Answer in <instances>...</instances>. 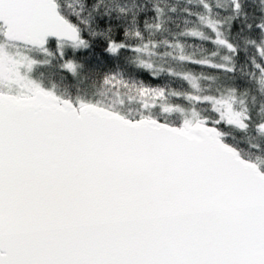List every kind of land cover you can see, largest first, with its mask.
Returning a JSON list of instances; mask_svg holds the SVG:
<instances>
[{"label": "snow or ice", "instance_id": "snow-or-ice-1", "mask_svg": "<svg viewBox=\"0 0 264 264\" xmlns=\"http://www.w3.org/2000/svg\"><path fill=\"white\" fill-rule=\"evenodd\" d=\"M0 264H264V0H0Z\"/></svg>", "mask_w": 264, "mask_h": 264}, {"label": "trees", "instance_id": "trees-1", "mask_svg": "<svg viewBox=\"0 0 264 264\" xmlns=\"http://www.w3.org/2000/svg\"><path fill=\"white\" fill-rule=\"evenodd\" d=\"M191 43V41H189ZM206 47H211V45H206ZM190 70L199 73L201 71L200 68L198 67H194V66H190ZM146 82L151 83L153 85H159V84H163V83H167L168 80L167 78H161V79H149L147 77H145ZM172 87H180V83L178 81H173L171 84ZM184 87H187V85L185 84Z\"/></svg>", "mask_w": 264, "mask_h": 264}]
</instances>
